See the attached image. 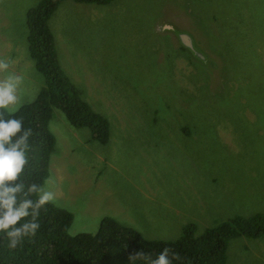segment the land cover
<instances>
[{"label":"rangeland","instance_id":"374dc122","mask_svg":"<svg viewBox=\"0 0 264 264\" xmlns=\"http://www.w3.org/2000/svg\"><path fill=\"white\" fill-rule=\"evenodd\" d=\"M39 1L0 0V57L22 77L20 105L43 84L25 25ZM164 22L192 37L205 66L157 31ZM46 23L60 74L108 126L100 145L51 111L41 186L70 213L67 235L109 217L136 243L171 241L187 226L197 236L264 217V0H63ZM224 264H264V235L226 240Z\"/></svg>","mask_w":264,"mask_h":264},{"label":"trees","instance_id":"16d2710c","mask_svg":"<svg viewBox=\"0 0 264 264\" xmlns=\"http://www.w3.org/2000/svg\"><path fill=\"white\" fill-rule=\"evenodd\" d=\"M63 0H40L26 11L27 54L35 69L43 76V84L32 103L22 104L15 113L5 112V118L23 120L31 129L28 152L29 163L21 180L42 185L47 176L53 138L47 129L52 109H58L74 129H88L90 141L100 145L108 138L107 122L93 112L80 98L74 85L66 81L55 63L52 38L47 20ZM77 3H106L110 0H72ZM31 199L36 200L33 195ZM30 219V217L28 218ZM71 221L69 212L49 203L41 209L36 235L25 237L15 249L0 233V264H146L144 260H130L129 256L142 250L155 259L164 248L179 254L172 264H224L226 240L234 237L264 235V217H238L218 226L205 229L195 236L191 226L185 227L179 238L171 241L136 243V234L129 227L118 225L105 217L94 234H66ZM23 223V221L21 222ZM171 256V253H170Z\"/></svg>","mask_w":264,"mask_h":264},{"label":"clouds","instance_id":"9594fccd","mask_svg":"<svg viewBox=\"0 0 264 264\" xmlns=\"http://www.w3.org/2000/svg\"><path fill=\"white\" fill-rule=\"evenodd\" d=\"M157 31L161 32L158 26ZM170 35L183 51L175 37ZM188 56L195 61L190 55ZM195 62L204 66L198 61ZM14 63L10 57H0V76H2L0 78V233L5 234L12 249L20 245L25 237L36 235L40 229L38 217L41 209L55 201V193L49 188L21 180L29 163V141L33 133L31 129L24 128L22 119L5 118L6 111L15 113L21 106L18 89L22 77L10 71ZM13 71L17 72V69ZM33 195L37 197L36 200L31 199ZM129 259L144 260L146 264H172L173 260H180V256L171 249L164 248L155 259L142 250L131 254Z\"/></svg>","mask_w":264,"mask_h":264},{"label":"water","instance_id":"95a60500","mask_svg":"<svg viewBox=\"0 0 264 264\" xmlns=\"http://www.w3.org/2000/svg\"><path fill=\"white\" fill-rule=\"evenodd\" d=\"M158 30L161 32H168L172 34L175 37L178 45L186 50L195 61L200 62L204 66L206 65L208 57L203 52L198 50L192 38L186 32L179 31L171 23L159 24Z\"/></svg>","mask_w":264,"mask_h":264}]
</instances>
